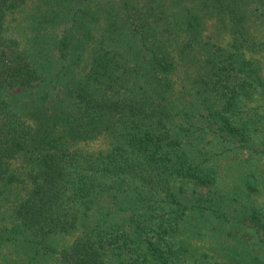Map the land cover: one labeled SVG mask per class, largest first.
<instances>
[{"label":"trees","instance_id":"16d2710c","mask_svg":"<svg viewBox=\"0 0 264 264\" xmlns=\"http://www.w3.org/2000/svg\"><path fill=\"white\" fill-rule=\"evenodd\" d=\"M107 1L42 2L54 15L46 17L76 26L96 13L119 16L99 38L87 33L85 73V65L60 69L69 94L61 98L60 90L45 89L51 64L42 51L20 48L3 35L8 11L18 3L0 0V182L26 153L36 114L56 111L51 120L60 139L107 140L97 152L36 148L30 162L39 172H32V188L14 213L22 239L55 252L57 264L217 263L205 243L217 247L221 226L231 221L220 179L258 188L244 168L248 159H233L239 149L264 155V114L250 116L243 105L251 91L264 103L259 61L247 58L243 41H253L250 51L264 47V34L256 38L250 30L256 19L264 23V0H121L120 15ZM210 19L236 24L231 36L237 43L223 46L205 33ZM129 20H140L130 24L137 31L127 32L123 22ZM76 26L62 34V50ZM43 92L42 103L22 110L24 95ZM239 186L232 195L244 194ZM240 217L244 223L248 212ZM72 235L64 248L53 246Z\"/></svg>","mask_w":264,"mask_h":264},{"label":"rangeland","instance_id":"374dc122","mask_svg":"<svg viewBox=\"0 0 264 264\" xmlns=\"http://www.w3.org/2000/svg\"><path fill=\"white\" fill-rule=\"evenodd\" d=\"M76 1L77 0H63V2H66L70 7L71 4ZM94 1L99 2V0H93V2ZM111 1L113 2V12L120 15L121 8L123 5H126V3L121 0ZM147 1L148 0H146V3ZM42 2L43 0H17L18 7L11 8L8 11L9 15L6 18L3 35L5 38H11L17 41L20 44V48L33 49L38 47L42 51L41 57L44 59L45 63L49 62L51 64L45 82V89L48 94H57L60 90V97L68 98L69 94L66 90L62 89V86L65 85V79L67 80V78L64 79L63 75L65 72L62 71L60 73V69L63 65H85L83 71V73H85V71L88 70L86 65L87 60L86 56H84L86 55L84 54L85 49L83 50L82 48L83 46H86V44L89 45V43H87V33L93 30L96 34V38H99L101 31L107 29L110 23L115 19L119 20V16L116 15L113 18H109L108 14L107 17L106 14L102 15L101 13H96L88 17H81L79 19L80 24L76 26V22H72L71 24L63 18L46 17L47 14L49 16L54 15H52V13H46L49 12L51 4L42 5ZM107 2L108 1L105 0L103 6H106ZM114 3L116 4L115 9ZM152 3H155V1L152 0ZM147 4H150V2L148 1ZM66 9L67 8L62 7V10L65 11ZM140 20L132 21L139 24ZM216 20L217 19H210L208 21V29L205 33L215 35V40L223 46L237 43V40L231 36L233 31L237 34V25L231 23L228 26H225ZM132 21L129 20L123 22L129 33L137 31L135 28L136 26L130 25ZM72 25L76 27L71 30V37H69L70 35L68 36L69 39L66 40L67 42L64 50H62L63 47L59 43V40L63 37L62 34H66L67 26L71 27ZM250 26V30L254 32L253 34L256 38H261V35L264 34V23L259 19H256L251 22ZM42 41L44 46H42ZM243 41L245 51L247 52V58L259 61V65L257 66H260V74L264 79V47H254L255 50L250 51L253 41L250 40L249 43L248 40ZM48 94L43 92L39 94L36 93V95H24L21 98L25 101L21 105L22 110L35 108V104H39L42 100L39 96L47 98ZM249 94V98L246 99L243 104L244 107L248 106L247 108H250L248 114L252 116L255 111L260 110L264 114V103H260L262 99L259 98V93L251 91ZM244 107H242V110H245ZM54 109L57 110V107ZM55 113L51 112V116L45 114L46 118L44 114L43 118L38 116V114L35 115L37 124H35L34 137L31 140L26 153H23L14 161L12 172L9 175L8 180L6 182H0V264H57L55 260L57 255L55 252L47 254L46 250L41 247L39 251L34 243L22 239L23 237L25 238V236L22 235L24 233L21 231L22 228L20 230L18 227V219L14 217L17 205L27 196V193L32 188V172H36V174L39 172L34 169V166L37 163L30 162L31 158H37L39 155V152L35 151L37 150L36 148H40L41 146L54 148L55 145H58L60 148H69L71 151L76 148H83L89 152H97L106 149L107 140L104 138L82 143H75L68 136L65 138L62 137L61 139L58 138L60 137V130L52 122L53 117L56 115ZM262 132L264 134V128ZM44 139L48 141V143H46L47 145L43 143L45 142ZM64 142L66 146L61 145ZM239 151L237 158H232L233 161L239 159L244 161L248 159V164L245 165L244 168L254 173V175H252L253 177H248V179L250 178V181L253 184H257L258 188L255 187L251 189L246 186L243 189V186H239L240 184L238 181L230 180L226 175L221 177L219 195L220 198H222L225 196V192H227L226 198H229L230 200L226 199L223 204V211L229 214L231 221L221 226L222 231L219 232L218 237L219 245L213 247L205 243V250L210 253L209 255L215 256V261L218 264H264V155H251L249 150H243L242 152L244 155H241V149H239ZM253 180H255V182ZM234 185L242 188L244 194L239 193V195H232ZM246 212H248V220L245 219V222L242 223L239 221L241 218L240 214H245ZM253 222L260 224V228L254 229V227H252ZM210 227L211 231L215 230L218 232L221 230H218L213 226ZM73 239V235L65 237L64 239L58 238L57 241L53 242V246L55 248H64L66 244L72 243ZM206 263L210 262L205 260L203 264Z\"/></svg>","mask_w":264,"mask_h":264}]
</instances>
